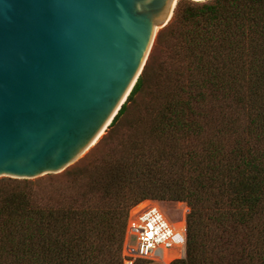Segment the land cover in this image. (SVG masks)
<instances>
[{"label":"trees","instance_id":"trees-1","mask_svg":"<svg viewBox=\"0 0 264 264\" xmlns=\"http://www.w3.org/2000/svg\"><path fill=\"white\" fill-rule=\"evenodd\" d=\"M96 151L57 185L0 187V264H124L145 199L189 208L170 264H264V0H179Z\"/></svg>","mask_w":264,"mask_h":264},{"label":"water","instance_id":"water-1","mask_svg":"<svg viewBox=\"0 0 264 264\" xmlns=\"http://www.w3.org/2000/svg\"><path fill=\"white\" fill-rule=\"evenodd\" d=\"M178 1L0 0V180L72 168L126 102Z\"/></svg>","mask_w":264,"mask_h":264},{"label":"built area","instance_id":"built-area-1","mask_svg":"<svg viewBox=\"0 0 264 264\" xmlns=\"http://www.w3.org/2000/svg\"><path fill=\"white\" fill-rule=\"evenodd\" d=\"M128 218V236H136V245H128L124 251V264H134L137 258L162 263L164 250L183 251L185 227L171 222L163 210L150 199H145L131 208Z\"/></svg>","mask_w":264,"mask_h":264},{"label":"rangeland","instance_id":"rangeland-1","mask_svg":"<svg viewBox=\"0 0 264 264\" xmlns=\"http://www.w3.org/2000/svg\"><path fill=\"white\" fill-rule=\"evenodd\" d=\"M161 29H163V28H161ZM153 45H154V43H153ZM152 48H153V46H152ZM147 99H148V96L146 94L140 95L138 97L137 103L142 104V102L144 103ZM132 111H134V109ZM107 129L105 130L103 135L99 138V140L106 134ZM99 140L95 144H93L90 148H88L79 157V159L72 166V168H69V169L63 170L61 172L52 174L50 176L38 179L36 181L19 179V178H11V177L5 176L4 178H2L0 180V187H7V186H10V187L17 186L18 187L19 186V187H29L31 189H38V188L41 189V188H44L45 186H48L50 184L57 185L59 182H64L67 178H69V175H68L69 172L74 171L75 169H81L84 165L89 164L91 161H94L95 159H97L99 157V153H97V151H96L97 150V143L99 142ZM154 202H156V204L163 210L164 214L167 216V218L171 222L180 221L182 219V214H184V219H185L186 214L189 210L186 203L181 202V201H178V202L154 201ZM130 213H131V211H130ZM185 228H186V222H185ZM128 234L129 233H128V226H127V232H126V237H125L124 247H123V254H124V251H127L126 247L128 245H131V246L136 245V236L130 235V237H129ZM184 247H185V244H184ZM177 252H179L178 248L176 250V253ZM183 257L184 256L180 253L179 255H176V257L169 260L167 264H170L174 259H179V258H183ZM138 259H141V258H137L135 260V262H137ZM161 264H164V263L162 262Z\"/></svg>","mask_w":264,"mask_h":264},{"label":"bare ground","instance_id":"bare-ground-1","mask_svg":"<svg viewBox=\"0 0 264 264\" xmlns=\"http://www.w3.org/2000/svg\"><path fill=\"white\" fill-rule=\"evenodd\" d=\"M174 223H176L177 226H179L181 228H184L185 227L184 214H182V219L180 221H177V222H174ZM182 251H183V246H182ZM181 252H177L176 253L175 250H173V251L164 250L163 253H162V262L164 264H167L169 260H171L172 258L176 257V255H179Z\"/></svg>","mask_w":264,"mask_h":264}]
</instances>
